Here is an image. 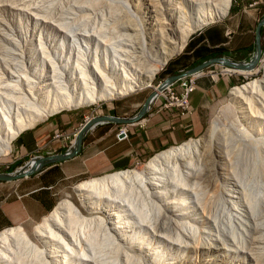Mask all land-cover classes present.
<instances>
[{
	"label": "bare ground",
	"instance_id": "1",
	"mask_svg": "<svg viewBox=\"0 0 264 264\" xmlns=\"http://www.w3.org/2000/svg\"><path fill=\"white\" fill-rule=\"evenodd\" d=\"M87 1L95 8L103 5L102 0ZM107 1L104 24L113 30L112 41H104L109 58H76L58 65L43 53L28 60L26 71L23 61L17 64L9 76L16 78L12 85L0 81V158L9 154L21 131L48 115L149 87L190 34L223 18L230 4ZM71 14L58 22L68 34ZM234 71L249 75L257 69ZM230 95L245 128L225 134L213 121L206 136L156 154L141 171L80 182L74 189L76 202L63 200L35 226L33 237L40 246L19 226L0 232V264L21 263L24 256L38 264H105L120 255L144 264H169L161 259L166 255L173 261L176 246L211 248L218 242L244 264H264V77L232 88ZM33 160L2 175L25 173ZM165 230L175 231L176 240L162 234ZM150 238L166 246L151 249Z\"/></svg>",
	"mask_w": 264,
	"mask_h": 264
},
{
	"label": "crops",
	"instance_id": "2",
	"mask_svg": "<svg viewBox=\"0 0 264 264\" xmlns=\"http://www.w3.org/2000/svg\"><path fill=\"white\" fill-rule=\"evenodd\" d=\"M239 15L238 11H232L225 20L209 23L193 32L182 50L167 62L162 78L176 75L179 70L193 69L213 58L248 61L254 50V30L262 15L254 25L250 21L253 17ZM227 30L230 31L228 36ZM209 68L216 70L217 66ZM241 75L243 73L238 72L231 77L198 78L188 97L191 113L183 117L158 110L154 103L141 118L125 124L111 119L96 122L82 135L80 148L73 157L46 165L16 181L0 182V232L12 226L28 230L42 221L57 205L55 190L63 181L122 171L161 151L180 146L189 138L199 137L205 129L210 104L223 98ZM147 95L119 97L103 110L83 115L67 110L48 115L13 139L12 158L20 162L62 153L65 141L53 138L56 131L72 135L85 119L96 116L131 119ZM122 127L124 137L117 135Z\"/></svg>",
	"mask_w": 264,
	"mask_h": 264
},
{
	"label": "rangeland",
	"instance_id": "3",
	"mask_svg": "<svg viewBox=\"0 0 264 264\" xmlns=\"http://www.w3.org/2000/svg\"><path fill=\"white\" fill-rule=\"evenodd\" d=\"M85 1L86 0H84V2ZM106 1L107 0H102L101 2L98 0V2H101V5H103L102 7L100 6L99 8H95L93 7L94 3L92 4V1L83 3V0L82 2L81 0H0V81L2 80L3 84L9 83L12 85V82H14L16 78H10L9 76L11 75V72L15 70L14 68L17 66V64L21 65V62L23 61L22 65L25 66L24 70H27L28 60L41 57L43 56V53L53 58L55 63L58 65L61 63L64 64L65 61L72 62L76 58H83L85 60L90 59L92 56H97L98 60L109 58L111 52L105 46L104 41H112L113 36L111 32H113V30L109 29L108 26L104 24L105 20L107 22V19L109 18L107 17L109 14L106 13L107 10L103 7L104 4H106ZM235 1L236 2L234 4L233 0H230L227 14L221 18L220 21L225 20L232 11H238L240 14L239 17H253L252 20H250L252 25H254L255 20L258 17L261 15L264 16V0H260L256 5L251 7H248V4L256 0ZM251 9H255V11ZM67 12L72 13L71 17H68L66 22V24L70 26L71 33H69L71 35L68 34V32H63L58 28V22L60 23L62 20L61 18H63L61 16L65 15ZM191 35L192 34H190V36ZM97 39H99L98 45L96 42ZM263 50L264 45L261 51ZM252 54L253 52L251 53V56ZM176 55L177 54L172 55L167 60V62ZM11 56L14 58L16 56V58L14 59ZM167 62L162 67H160L158 72L154 75L153 79L151 80V86H155L157 82L163 77L164 68ZM263 64L264 57L261 60V65ZM261 65H257L255 67V69H257L255 73L248 75L247 72L244 71L243 75L237 77V79L234 81V84L230 87V90L236 86L244 85L253 80H261L264 77V70ZM234 72L238 73L236 71ZM230 90L223 98L215 100L210 104L206 117V126L203 133L199 137L207 135L208 129L213 121H216L217 124H219V127L223 130V132L226 131L225 134H228V130L229 132L236 131L237 127L238 129L242 127L245 128L242 121H240L241 117L239 112H237L236 107L230 101ZM150 91L151 89L147 87L142 90L130 93V95H145L149 94ZM114 100L115 99L101 101L90 106L69 109L67 111H72L78 113L79 115L87 114L89 112H96L103 110L106 105ZM12 143L13 140L10 143L11 148ZM148 159L142 161L135 169H130L134 171H141L148 162ZM24 162L26 161L15 162L12 158L10 149V152L7 156L0 158V174L12 172L16 168L24 165ZM102 176L104 175L98 177ZM91 178L94 177L80 176L61 182L55 190L57 192V204L65 199H71L72 201L76 202L77 199L74 191L75 187L80 182L89 180ZM42 221L28 230H25L23 227H21L26 232V234H28V236L33 239V243L37 246H40V243L37 241V239H35V237H33L34 229L35 226L39 225ZM162 234H169L172 240H176L177 238V233L172 230L162 231ZM96 241H100V238L97 237ZM150 244L151 249L159 248V251H162L166 246L165 244H162V246L159 245L158 241L154 242L151 240V238ZM173 252V261H170V259L168 261L166 255H163L161 260L166 263L169 262V264H244L243 261L237 260L233 253L223 248L219 242L213 245L211 248L206 245H201L199 248L195 249H188L184 247V245L182 247L176 246ZM86 255L88 256V251L86 252ZM102 255L103 257H106L108 256V252L103 251ZM12 264L38 263H36V260L31 256H24V258L21 260V263L19 259ZM105 264L144 263L126 260L123 255H120L116 261H105Z\"/></svg>",
	"mask_w": 264,
	"mask_h": 264
},
{
	"label": "built area",
	"instance_id": "4",
	"mask_svg": "<svg viewBox=\"0 0 264 264\" xmlns=\"http://www.w3.org/2000/svg\"><path fill=\"white\" fill-rule=\"evenodd\" d=\"M260 0H256L250 4H248V7H251L253 5H256ZM202 28V27H201ZM199 30V29H198ZM230 34V31H226V36ZM264 57V50L261 51L258 64H261V60ZM217 66V69L214 70L212 68L206 67L203 70L186 74L187 70H179L177 74H181V76L174 81L170 83H166L165 80L168 78H161L155 86H149L148 88L151 89L150 93L152 91L155 92V95L151 101L150 107L156 103L157 104V109L158 110H163V111H168V112H173L178 117H183L185 115H188L191 113V108L189 106V101L188 97L191 92L194 91L196 81L198 78L202 76H207L210 79H215L217 76H224V77H231L232 75L235 74L234 70L225 67L221 64H213ZM211 66V65H210ZM149 107V109H150ZM80 128V127H79ZM78 128V129H79ZM78 130L74 131L72 135H67L63 131H56L53 134L54 139H62L64 142V151L67 152L68 150L71 149L76 133ZM118 136H125V129L122 127L118 130L117 133ZM193 138H189L186 141H189ZM38 157V156H36ZM140 163H135L132 167L130 168H136ZM128 168V169H130ZM125 169V170H128Z\"/></svg>",
	"mask_w": 264,
	"mask_h": 264
},
{
	"label": "water",
	"instance_id": "5",
	"mask_svg": "<svg viewBox=\"0 0 264 264\" xmlns=\"http://www.w3.org/2000/svg\"><path fill=\"white\" fill-rule=\"evenodd\" d=\"M264 26V16L257 22L255 30H254V50L251 58L246 61V62H232L229 59L226 58H213L207 61H204L203 63L199 64L198 66L194 67L193 69L187 70L186 74L194 73L200 70H203L204 68L213 65V64H221L225 67L233 68V69H240V70H252L254 69L257 64L258 60L261 54V45H260V28ZM181 74H176L169 76L165 82L170 83L174 81L175 79L179 78ZM155 95V92L152 91L149 93L143 102L142 106L140 107L139 111L134 115L131 119H124V118H114V117H106V116H96V117H90L88 119H85L80 128L78 129L73 145L70 150L67 152H62L59 154H54V155H46V156H38V157H32L26 162L30 161L31 159L33 160V164L31 165L30 169L26 171L25 173H18L14 175H2L0 174V182H9V181H14L23 177H27L34 172L40 170L42 167L53 164L56 162H61L65 161L71 157H73L79 150L80 145H81V138L82 135L89 129L93 124L96 122L102 121V120H115L118 123H127L130 120H137L141 118L146 111H148L151 101Z\"/></svg>",
	"mask_w": 264,
	"mask_h": 264
},
{
	"label": "trees",
	"instance_id": "6",
	"mask_svg": "<svg viewBox=\"0 0 264 264\" xmlns=\"http://www.w3.org/2000/svg\"><path fill=\"white\" fill-rule=\"evenodd\" d=\"M260 45H261V49L263 48L264 45V28L261 27L260 28ZM252 51V49H251Z\"/></svg>",
	"mask_w": 264,
	"mask_h": 264
}]
</instances>
